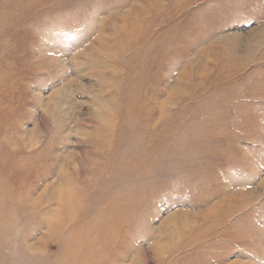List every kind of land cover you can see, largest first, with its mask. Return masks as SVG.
Segmentation results:
<instances>
[{
  "label": "rangeland",
  "instance_id": "374dc122",
  "mask_svg": "<svg viewBox=\"0 0 264 264\" xmlns=\"http://www.w3.org/2000/svg\"><path fill=\"white\" fill-rule=\"evenodd\" d=\"M0 264H264V0H0Z\"/></svg>",
  "mask_w": 264,
  "mask_h": 264
}]
</instances>
